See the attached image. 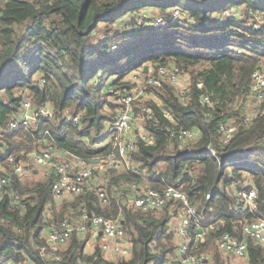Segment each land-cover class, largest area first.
<instances>
[{"label":"trees","instance_id":"16d2710c","mask_svg":"<svg viewBox=\"0 0 264 264\" xmlns=\"http://www.w3.org/2000/svg\"><path fill=\"white\" fill-rule=\"evenodd\" d=\"M173 8L183 16L159 28L150 26V11L168 12L162 17L169 19ZM228 8L237 15L223 20L220 15ZM143 10L148 14L140 24L135 15ZM263 17L264 0H0V166L9 177L0 199V264L165 261L176 250L171 222L181 204L170 201L159 210L142 211L130 204L136 196L131 185L159 190L173 185L197 208L203 228L222 220L203 241L196 240L193 223L189 248L193 255L210 252L212 264H227L216 245L218 236L241 237L240 222L264 218V101L227 144L221 143L216 125L244 115L251 73L264 71V25L254 29ZM147 62L155 74L158 67L180 68L188 76L184 98L165 79L158 87H145L152 99L139 104L152 110V119L144 122L152 141L136 139L129 155L133 171L108 170L106 205L87 188L49 220L54 177L25 180L13 165L39 152L43 141L89 161L108 155L112 144L98 145L115 111L108 88L127 85L123 78ZM25 98L33 107L49 106L53 117L42 119L37 129H11ZM67 114L79 115V123L67 122ZM180 129L196 137L185 142L173 138ZM45 131L49 134L43 136ZM186 148L187 154L173 157ZM245 181L257 190L255 211L235 208V191ZM15 196L18 201L12 204ZM69 207L78 215L118 219L131 243L130 259L106 260L99 247L87 254L86 239L76 235L59 252L60 260L43 257L39 248L46 244L45 226L58 224ZM247 244V264H264V245Z\"/></svg>","mask_w":264,"mask_h":264},{"label":"built area","instance_id":"2783aa9c","mask_svg":"<svg viewBox=\"0 0 264 264\" xmlns=\"http://www.w3.org/2000/svg\"><path fill=\"white\" fill-rule=\"evenodd\" d=\"M224 14L229 17L237 15L234 11H230V14L224 11ZM180 16L181 12L177 8H173L169 19L157 17L150 26L159 28L168 23H173ZM261 24L264 25V17L254 23V29H258ZM134 28L138 29L137 27ZM114 49L115 46H112L111 50ZM143 67L137 68L133 83L123 85L119 89L108 88V98L112 99L115 111L106 125L103 140L99 142L105 141L112 144V150L108 155L89 161L73 155L60 147L51 146L34 153L35 162L40 166L49 167L54 174L51 189L54 199L82 194L86 189L87 182L96 173L103 170L104 165L107 166V170L117 172L133 171L129 155L135 148L136 139L146 142L152 141L148 133L144 131V122L152 119V110L146 104H139L146 101L144 100L147 95L145 87H158L161 80L165 79L176 87L178 97L184 98L188 76L180 68L177 66L158 67L155 74L149 67L145 73ZM198 87H201V84H198ZM203 100L205 103H209L207 96H204ZM248 101H253L256 104V112L264 101V71L261 68H256L251 73V83L247 99L243 104L244 108ZM256 112L249 113L244 111V115L241 117L233 115L227 120L218 121L216 133L221 143L227 144L239 126L248 125ZM261 114H264V108L261 110ZM52 117L53 112L49 106L33 107L29 101H24L19 110V118L11 120L9 125L11 129L18 127L26 130L30 128L37 129L42 119ZM166 118L170 121L173 120L172 115L168 112L166 113ZM136 119L142 124L143 131L141 132L134 130ZM65 120L72 125H77L80 118L79 115L72 116L67 114ZM48 134V131H45L43 136ZM172 137L185 142L194 139L196 134L190 129H180L172 134ZM9 160L13 161L12 158ZM15 170L21 173L22 167L16 166ZM8 184V175L0 169V199ZM130 187L136 190V196L130 200V204L145 212L159 210L170 201L180 202L181 208L178 211L180 221L171 228L173 235L179 240L178 251L169 264H209L211 258L208 253L194 255L190 253L189 237L193 223L196 226V231H194L196 240L204 238L206 230L203 229L197 217V208L190 203L183 191L173 185H168L161 190L151 187L138 190L134 185ZM247 187H249V182H244L242 187L236 189L235 208L255 211L258 209V193L254 187ZM95 192L103 205H106L105 187H98ZM206 198L209 199L210 194H206ZM11 201L12 204H16V196L12 197ZM89 226L94 227L95 230L100 231L102 234L103 243L100 246L102 254L111 253L118 257L119 260L130 259L131 243L128 241L125 230L119 220L85 212L80 215V220L77 222H74L69 216H65L58 224H49L48 229H46L47 243L39 248L40 254L49 260H60V255L56 252V245L66 243L75 233H87ZM214 227L215 224L208 226L211 229ZM240 232L241 237L234 236L229 232L221 233L216 239V245L222 253L230 255L234 259L243 260L248 257V240L255 244L264 245V218L240 222ZM154 246L155 242L151 243V248ZM5 264L13 263L6 262ZM21 264L32 263L23 262Z\"/></svg>","mask_w":264,"mask_h":264},{"label":"crops","instance_id":"0c3cea01","mask_svg":"<svg viewBox=\"0 0 264 264\" xmlns=\"http://www.w3.org/2000/svg\"><path fill=\"white\" fill-rule=\"evenodd\" d=\"M235 10L236 9L233 8L232 11L235 12ZM149 98L152 99L151 96H149ZM256 107L257 106H256V104L253 101H248V103H246V106L244 108V111L245 112H249V113H254V112H256ZM17 118H19V114H18V117ZM134 127H135V125H134ZM134 130L139 131V132L143 131L142 124L140 123V126L139 127H135ZM40 143L41 144H40L39 152L41 150H44L46 148H49V146L47 145L46 141H43V143L42 142H40ZM104 144H108V143L105 142V141H103V142L99 143L98 145H104ZM34 153H36V152H33L28 157L27 161L20 162V163H16L15 165H13V169H14L15 173L17 175L23 177V179L29 180V181L44 180L45 178L50 177V176L51 177L52 176L54 177V174H53V172L51 171V169L49 167L40 166V165H38L35 162V160H34ZM16 166L22 167V172L21 173H18L15 170ZM106 167L107 166L104 165L103 166V170H100L98 173H96L95 176H93V178H91L87 182L86 189L88 188V189H92V190L95 191L98 187H101V186L106 187V184L108 182V170H107ZM0 169L3 170L7 174V172L5 171V169L2 166H0ZM245 182H248V181H245ZM144 186H145L144 188H149L148 185H144ZM142 189H138V190H142ZM52 199H53V201L51 202V204L48 205L47 212H46L47 218L49 220H51L52 215L55 212L56 213H59L61 211V208L65 204H68L69 201H71L73 198H72V196H65V197H63L61 199H54L53 197H52ZM65 216H69L74 222H77V221L80 220V215H78V213H76L74 211V208H72V207H69V208H67L65 210L64 217ZM179 221H180V219H179L178 216L174 217L172 219V222H171V228H172V226H174V224H178ZM51 222L52 221H49L48 222V225L49 224H53ZM54 224H56V223L54 222ZM211 224H215V227L218 230L219 229V225L222 224V220H218V221H216L214 223H211ZM47 227L48 226H45V230L43 231V236L45 237V239H46V229H48ZM203 229L206 230L205 231V234H206V232L209 231L211 228L204 227ZM73 235L79 236L82 239H86L85 245H84V252L87 253V254L93 253L95 251V249L97 247L100 248L101 244L103 243V237H102L101 232L98 231V230H95V228L92 227V226H89V231L87 233H85V234L75 233ZM173 237H174V243L176 245V250H175V252L173 254L169 255L167 257V259L165 261L161 262L160 264H169V262L171 261V259H173L174 256H176V254H177L179 240H178V238L176 236L173 235ZM204 239H205V235H204V238L201 239V241H203ZM69 242H70V239L66 243H64V244L56 245L57 246V251L56 252L59 253V252L65 250L67 248ZM46 243H47V240H46ZM102 255H103L104 259L109 260V261H117V260H119L118 257H116L115 255H112L111 253H105V254L103 253ZM223 255H224L225 259H229V260L232 259V260L238 261L240 263L247 264L248 257L246 259L240 260V259H234L233 257H231L228 254H224L223 253ZM130 257H131V255H130ZM211 260H210L209 264H212V261ZM24 262H30L31 263L30 260H25ZM19 264H21V263H19ZM149 264H154V263L151 262Z\"/></svg>","mask_w":264,"mask_h":264},{"label":"rangeland","instance_id":"374dc122","mask_svg":"<svg viewBox=\"0 0 264 264\" xmlns=\"http://www.w3.org/2000/svg\"><path fill=\"white\" fill-rule=\"evenodd\" d=\"M216 6H218V3H217V5ZM233 10V8H228V9H226V10H224V11H226V12H228L229 14H230V11H232ZM147 11H149V10H147ZM224 11L221 13V18L224 20V19H227V18H229V16H227V15H225L224 14ZM245 13H246V11H245ZM147 12L146 11H141V12H137V14L135 15L136 16V18L139 20V22H140V24H142L143 23V21H141V20H145L146 19V17H147ZM150 16L152 17V16H154V17H152V19L150 20V25H151V23L154 21V19L155 18H157V17H162V16H167L169 13L167 12V14L166 15H161V14H157V15H154L155 13H152L151 11H150ZM181 16H183V15H181ZM180 16V17H181ZM148 24V25H149ZM147 25V24H146ZM115 26H116V23L115 24H113V25H111V28H115ZM133 30L135 31V32H138L139 31V28L138 29H136V28H134V26H133ZM146 65H148V66H150V63L149 62H147L146 63ZM142 67V66H141ZM139 68V67H138ZM136 70H137V68H135V69H132L124 78H123V83H133L134 81H135V76H136ZM25 99H27V98H25ZM110 101H112V99L111 98H108ZM145 99H146V101H148V100H150V98H149V95L147 94L146 96H145ZM27 101H29V99H27ZM30 102V101H29ZM138 118V117H137ZM135 127H139L140 126V122H139V120H135ZM208 254H210V252L208 253ZM225 261H226V263L227 264H244V263H240V262H238V261H235V260H232V259H225Z\"/></svg>","mask_w":264,"mask_h":264},{"label":"water","instance_id":"95a60500","mask_svg":"<svg viewBox=\"0 0 264 264\" xmlns=\"http://www.w3.org/2000/svg\"><path fill=\"white\" fill-rule=\"evenodd\" d=\"M148 65H144V67H143V71L146 73L147 71H148ZM167 107L164 105L163 106V109H166ZM189 152V150L188 149H184V150H181V151H178L173 157L174 158H177L178 156H180V155H185V154H187Z\"/></svg>","mask_w":264,"mask_h":264}]
</instances>
